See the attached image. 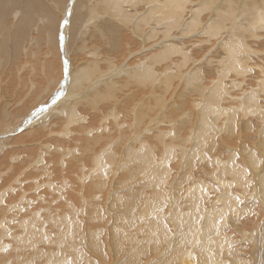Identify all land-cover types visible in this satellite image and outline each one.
I'll use <instances>...</instances> for the list:
<instances>
[{"label": "bare ground", "instance_id": "6f19581e", "mask_svg": "<svg viewBox=\"0 0 264 264\" xmlns=\"http://www.w3.org/2000/svg\"><path fill=\"white\" fill-rule=\"evenodd\" d=\"M43 38L48 55L37 58L45 60L47 96L36 101L29 95L32 106L22 102L30 76L26 79L28 74L20 69L22 83L16 84L17 69L26 44L38 51ZM29 49V57L40 53ZM77 50L87 59H72ZM0 55L5 61L0 71L8 78L0 77L2 95L17 96L15 102L0 104V264H81L75 249L79 245L73 252L63 248L69 239H77L79 226L73 229L70 213L44 203L37 192L42 184L30 175L31 169L43 168L47 156L56 157V151L64 153L58 155L63 162L57 163L67 165L68 159H76L77 149L62 145L60 138L62 146L49 141L37 154L26 146L16 148L45 137L54 116L70 120L63 130L57 123L61 136L74 134L71 139L93 160L80 175L90 182L86 186L97 178L95 187L101 192L107 184L114 197L126 193L124 210L119 209L123 213L114 216V240L119 236L116 221L129 220L132 228L143 222L137 215L149 218L130 234L133 241L138 232L139 241L148 240L160 251L155 235L166 236L164 257L150 259L147 252L148 262H139V241H132L131 256L123 264L164 259L169 264H264V150L255 149L264 148V0H0ZM29 60L24 61L35 64ZM39 79L32 82L42 88ZM173 108L179 111L176 119L166 113V120V110ZM102 109L107 113L100 116ZM80 113L86 117L77 119ZM51 130L48 135L59 134ZM148 134L158 135L161 151L147 141ZM59 139L54 136L53 143ZM231 139L235 146L229 144ZM240 152L242 160L248 163V158L253 165L252 173L247 174ZM134 164L145 176L120 192L117 187L129 177L115 182V174ZM178 165L188 168L193 179L212 170L224 185L214 188L197 179L187 189L160 186L163 178H181L184 169ZM75 169L70 165L59 175L68 177ZM30 182H35L39 196L29 195L34 188L26 189ZM8 192L16 197L1 198ZM52 202L60 204L57 198ZM136 209L139 212L133 213ZM165 217L177 225L176 233ZM48 226L55 227V238L51 228L44 230ZM77 243H70L71 249Z\"/></svg>", "mask_w": 264, "mask_h": 264}, {"label": "rangeland", "instance_id": "374dc122", "mask_svg": "<svg viewBox=\"0 0 264 264\" xmlns=\"http://www.w3.org/2000/svg\"><path fill=\"white\" fill-rule=\"evenodd\" d=\"M44 40V41H43ZM43 40H42V42H41V44L39 45V47L41 48V46L42 45H44V43H46L47 45H48V42H46V40L43 38ZM43 43V44H42ZM28 45V46H27ZM44 49H40V48H38L39 50L37 51V48H34V47H29V44H26V46H25V48H27V49H25V59L24 60H26L27 62H29L30 60L29 59H31V61H33V62H35V64L34 63H27V62H25L24 60L22 61V63H21V66L17 69V71L18 70H24L25 71V77H26V74H28L27 75V77H26V79H29L28 78V76H30V79H29V81L28 80H26V83H27V88H28V90L27 91H29V92H27V94L24 96V97H22L24 100H26V101H24L23 99H18L19 101L18 102H20V100L22 101V102H29L30 104L32 103L33 104V102H34V100H36L37 101V98H39L40 96H43V97H45V96H47L46 94V90H47V88L45 87V86H47L48 84H47V82H48V80H47V78H46V76H45V74H46V72H45V70L43 69V64H44V62H43V64H42V61H45L44 59H42V60H38V59H41V58H37L38 56H40V57H42L43 56V58L45 57V58H47V55H45L44 53L48 50V47H46V45H45V47L44 46H42ZM29 48H31L33 51H36V52H40L39 53V55H37L36 54V52H35V54L36 55H33L35 58H37V60H38V62H40V65L39 64H37V65H39V66H37V68H38V70H35V69H37L36 67H34L33 68V66H36V62H37V60L33 57V56H31V57H29V53H28V55H27V52L30 50ZM28 50V51H27ZM43 50H46V51H44L43 52ZM31 51V50H30ZM43 52V54H42V52ZM80 51V50H79ZM78 50H77V52H75V53H73V55H72V59H73V57L74 58H76V57H78V58H81V60H83V57L85 58L86 56H85V53H82V52H79ZM48 52V51H47ZM79 52V53H78ZM80 54V55H79ZM82 56V57H81ZM2 57V58H1ZM0 65L2 66V64L3 63H5V61H3V55H0ZM29 58V59H28ZM35 60H34V59ZM33 59V60H32ZM87 59V57L85 58V60ZM1 60H2V62L3 63H1ZM61 60H62V58L60 57V62H61ZM37 62V63H38ZM24 63V64H23ZM61 64H62V62H61ZM26 65V67H24ZM30 65V66H29ZM7 66V65H6ZM24 68V69H23ZM43 71H41V70ZM6 69H5V67L3 68V70L2 71H5ZM18 71L17 72V82H16V84H18V85H20L21 83H22V81H21V72L22 71ZM33 70H34V73H33ZM29 71H30V73H29ZM1 72V71H0ZM40 72V73H39ZM42 72V73H41ZM6 73V71L5 72H1V76L0 77H2V81L3 80H6V81H8V78H6L5 79V75H3V74H5ZM32 73V74H31ZM38 73V74H37ZM45 73V74H44ZM58 73V72H57ZM31 74V75H30ZM40 74V75H39ZM41 74H43L44 76H41ZM32 76V77H31ZM39 77H42L43 78V81L41 82V84L43 85L42 86V88H40V87H36V86H38L37 85V83H35L36 81H39L40 79H39ZM1 79V78H0ZM19 79V80H18ZM6 81L5 82H3V83H6ZM32 81H35V82H32ZM31 83H34V85H35V87H31V86H34V85H31ZM29 84H30V86H29ZM0 85L2 86V82H1V80H0ZM18 85H16L17 87H18V90H20L21 88H22V86H18ZM1 86H0V88H1ZM16 86H15V92H17L16 90H17V88H16ZM45 87V88H44ZM34 88V90H32ZM36 88H38V89H36ZM32 90V91H30V90ZM45 89V92L43 91ZM84 90H85V88L83 89V91L82 92H84ZM0 104L5 100L6 102L7 101H9L10 100V102H15V99L17 100V96H15V95H12L11 97H6V98H4V95H2V88L0 89ZM21 91V90H20ZM20 91H18V92H20ZM35 93H34V92ZM31 92L33 93V94H31ZM28 93H30V94H28ZM38 93H40V94H38ZM44 93H46V94H44ZM28 95V96H27ZM29 95H30V97H32V95H34V98H31V99H34V100H30L29 98ZM45 95V96H44ZM25 97L26 98H28V100L27 99H25ZM37 97V98H36ZM123 98L122 99H124V96H122ZM170 101V100H169ZM31 104V105H32ZM32 106H34V105H32ZM82 106H79V108L81 109V111H83V108H81ZM102 111L103 112H100L99 114H100V116H102L104 113L106 114L107 113V109H102ZM171 111V112H170ZM175 113V114H172L171 115V113ZM178 109H176V108H173V109H169V110H166V112H165V119H166V117L168 116L169 117V119L170 118H173V119H176V116H177V114H178ZM101 113H103V114H101ZM169 114L170 113V115H167V114ZM82 115H84L85 117H86V113H80V114H78V118L77 119H79V120H81V118H82ZM167 115V116H166ZM56 116H54L53 118H50V120H53V121H51L50 123L52 124H50L49 125V128H47V130L48 129H52L51 131L52 132H58L59 134H57V136L56 135H54L55 136V139H61L64 143H62V145H68L69 147H71V148H74V149H77L78 150V152H77V150H75V152L77 153V155H75L74 157H76V159H73L74 161H70L69 159H68V161H67V165H63V167H61V165H59L58 163H57V160L58 159H62V155L64 154V153H60L59 151H56V153H55V155H56V157H53V156H47L46 158H45V160H46V162H45V164H44V166H43V168L42 167H40V168H42V169H37V170H34V169H31L32 170V173H30V175H31V179H35V178H39V182L42 184L40 187V191L41 192H39V190L37 191V189H36V186L34 187V186H32V185H35V182H30L31 183V185H30V183H28L27 185H26V189H31V186H32V188L33 189H35V190H33L32 189V191H31V193L29 194V195H32V197H33V195H35V194H37V192L38 193H40V196H43V201H45L44 203H46V204H48L49 206H52L53 208H56V207H60L63 211H66L67 213H70V216L71 217H69V218H72L74 221H72L71 223H75V225H74V227H73V229H75L77 226H79V228L77 229V235L78 236H76V237H74V239H76L74 242H70V239L65 243V245H63V248H66V250H68V252H73L75 249H77V251H80V253L82 254H80V260H81V264H95V263H97V264H123V260L124 259H127V258H129L131 255H130V253H131V250L129 249L130 248V245H131V243H132V238H135L133 235H131L130 236V234L131 233H133V230L134 229H136L138 226H140L141 224H143L144 222H146L147 221V219L149 218H147L146 219V217L145 216H142V215H137L136 216V218L138 219V220H140V221H143L142 223H140V224H137V225H135V226H133L132 228H130V221L129 220H122L123 218L122 217H120L116 222H118L119 221V223H118V228H119V230H118V234H119V236L116 238V240H114V237H113V234H112V227L114 226V222H115V215H117V214H121V213H123V212H120V210L119 209H123L124 210V207H123V205H124V201H123V199L125 200V196H126V193L124 194V196H122V195H120V196H117V197H114L113 196V193H111L110 192V189H109V187L107 186V184L104 186V189H103V191L101 192V190H98V188L97 187H95V183L97 182V178L94 180V181H92V183H91V185L90 186H86V184H90V182L89 181H83V176H84V169L83 168H85V170H87V167H89V165L91 166L92 164H90V162H92L93 160H89V157H88V155H87V153H88V150H86V148H84L83 146H79L78 147V145L76 144V143H74L75 141H73L72 139H73V135L74 134H72L71 133V136L72 137H70V133L68 132L67 134H65L64 133V135L63 136H61V132H62V130L64 129V128H66V124H67V121H70V120H66V119H60V118H55ZM168 117H167V119H168ZM59 120V121H57V120ZM166 119V120H167ZM86 120H88V119H86ZM56 124H55V123ZM59 122H61L60 124L61 125H59V127L62 129H60V128H58V125H57V123L59 124ZM87 122V121H86ZM85 122V123H86ZM79 124H80V126L81 125H84L85 123H82V122H78ZM78 123H74V124H71V125H74V127L76 126V127H78ZM88 125V124H87ZM84 127V126H83ZM88 127H89V125H88ZM50 130H48L47 131V133L45 134V137L44 136H41L40 138H34V139H30L29 141H26L27 143H30V144H28V145H26V142H23V144L22 143H20V144H16V148H23V150H24V146H26V148H25V150L27 149V150H29L30 149V151H31V149H35V151H36V154H37V152H43V151H45V150H43L44 149V147L48 144V142L50 141L51 142V145H58V144H61V143H59L60 142V139H59V141L57 142V143H53L54 142V140H52V138L54 139V136H51V135H48L49 134V131ZM55 130V131H54ZM60 131V132H59ZM83 132V131H82ZM45 133V130H44V132H43V134ZM58 135H60V136H58ZM154 137V138H153ZM68 138H69V140H68ZM72 138V139H71ZM38 139V140H37ZM71 139V140H70ZM146 139H147V141L148 142H150L151 143V145H154V144H156L157 145V151H161V149H162V142H160V139L158 138V135L157 134H152V135H150V134H148L147 136H146ZM153 139V140H152ZM249 139V143H253L252 141L253 140H251L250 138H248ZM35 142V144L32 142ZM156 140V141H155ZM39 142V143H37V142ZM42 141V142H41ZM67 141V142H66ZM234 140L233 139H231L230 140V142H229V144L230 145H233V146H235V144H232V142H233ZM33 143V145H32V143ZM41 143H43V144H41ZM46 145H45V144ZM65 143H67V144H65ZM71 143V145H69ZM73 144V145H72ZM161 144V145H160ZM31 147H30V146ZM42 145V146H41ZM62 145H58V146H62ZM38 146V147H37ZM42 147V148H39V147ZM36 147V148H35ZM238 147H239V145H238ZM255 149H257V151L258 152H260L261 150H264V148L263 147H261V149L260 148H255ZM40 150V151H39ZM43 150V151H42ZM81 150V151H80ZM80 151V152H79ZM163 151V150H162ZM86 152V153H85ZM81 153H84V155L83 156H80L81 155ZM33 154H35V153H33ZM35 154V155H36ZM159 154H160V152H159ZM159 154H157V155H159ZM258 154H260V153H258ZM58 155H61L60 157L58 156ZM87 155V156H86ZM197 155L199 156V152L197 153ZM239 155H241V152H240V154ZM245 155V154H244ZM80 157H83V158H81V161L79 162V164H77V168L75 169L74 168V166H75V163H76V161H77V159H79ZM88 157V158H87ZM242 158H244V156H242L241 155V157H240V161H244V160H242ZM71 159V158H70ZM83 159V160H82ZM84 159H86V160H84ZM89 161H88V160ZM91 159V158H90ZM44 160V161H45ZM49 160H51V161H49ZM55 160V161H54ZM49 161V162H48ZM247 161H248V163L247 162H245L244 161V163H246L245 165L247 166V174H250V172L252 173V170L254 169L253 168V165L252 164H249V159L247 158ZM51 162H52V164H51ZM62 162H63V159H62ZM83 164H82V163ZM87 162H88V164H87ZM81 163V164H80ZM244 163H242L243 165H244ZM53 165L55 166V168L53 169L54 170V172H53V170H51L50 168H53ZM58 165V166H57ZM71 165V168L73 167V169H75L74 171H70L72 174L71 175H69L68 177H62L61 175L63 174V169H65L66 171L68 170V168H69V166ZM65 166V167H64ZM49 168L47 171H45L46 170V168ZM56 167H60V168H56ZM79 167V168H78ZM176 168H183V165H178V167H176ZM82 169V170H81ZM184 170H182L183 171V175H181V178H179V179H171L170 178V180H168V181H165L164 180V178L162 179V181H160L159 182V185L160 186H164V185H166L167 183H168V185H166V187L165 188H179V187H183V188H188V187H193L194 185H195V183H197V179H202L203 180V182L204 183H206V185L205 186H212V185H214V188H219L220 187V185H224L222 182H220V181H218V179L220 178V176L219 175H216V174H213L212 173V170L211 171H209V170H206L205 171V173L204 174H201V175H196L195 177H194V179H193V177H192V175L191 174H189L188 173V171H190L188 168H183ZM42 170V171H41ZM50 170H51V172H50ZM77 170V171H76ZM83 171V172H78V171ZM115 170H116V168H115ZM180 170V169H179ZM196 170V169H195ZM39 171V172H38ZM56 171V172H55ZM76 171V173H74ZM36 172V173H35ZM38 172V173H37ZM47 172H49V174L47 173ZM61 172V173H60ZM86 172V171H85ZM192 172V171H191ZM47 173V174H46ZM81 173H83L82 175V177L80 176L81 175ZM39 174H41L39 177H38V175ZM58 174V175H57ZM59 174H61V175H59ZM123 175H125V177H123ZM46 176H48V177H46ZM52 176H53V178H52ZM56 176V177H55ZM58 176V177H57ZM79 176V177H78ZM143 176H145V174H142V172L139 170V167H137V164H134V165H131V166H129V169H122V170H117V172H116V174H115V178H114V181L116 182L120 177L121 178H123V179H125V178H128L126 181H128L125 185H123V186H121V187H117V189H119L120 190V192H125V191H123V189H125V188H128V186L132 183V182H134L135 181V179H137V178H140V177H143ZM200 177V178H199ZM43 178L45 179V181L47 182V183H49V184H47L46 183V186L44 185L45 183H44V180H43ZM52 178V179H51ZM56 178V179H55ZM58 178V179H57ZM64 181H62L61 179ZM59 179H60V181H59ZM78 179V180H77ZM82 179V180H81ZM50 180V182H48ZM52 180H54V181H57V182H51ZM42 181V182H41ZM72 181V182H71ZM62 182V183H61ZM66 182V183H65ZM71 182V183H70ZM84 182H85V184H84ZM55 183V184H54ZM68 183V184H67ZM208 183V184H207ZM253 183H258V182H253ZM52 184V185H51ZM55 185V186H54ZM50 186V187H49ZM44 187V188H43ZM71 187V188H70ZM146 189H148L147 191H150V189H153V188H146ZM52 190V191H51ZM61 190V191H60ZM72 190V191H71ZM19 190H17V192H18ZM37 191V192H36ZM32 192L34 193V194H32ZM57 192V193H56ZM72 192V193H71ZM77 192H78V194H79V197H78V195H77ZM44 193V194H43ZM71 193V194H70ZM6 195H2L1 196V198L3 197V198H9L10 196L12 197V198H14V197H16L15 196V194H12V193H5ZM9 194V196H7ZM12 194V195H11ZM66 197H65V196ZM72 195V196H71ZM37 196H39V194H37ZM60 196H61V198H60ZM63 196V197H62ZM34 197H36V195L34 196ZM72 197V198H71ZM55 198H57V200H58V202H60V204H57V203H55V202H52ZM80 198V199H79ZM118 199V200H117ZM120 199V200H119ZM136 199H139V198H136ZM119 201V202H118ZM52 202V205L50 204ZM113 203V204H112ZM44 205V204H43ZM169 206V201H168V205H167V207ZM167 207H165V208H163V210L164 209H166ZM253 209V211L255 210V207L253 206L252 207ZM119 212V213H118ZM139 212V210L138 209H136L135 211H133V213H138ZM125 217H127V218H131L130 217V214L129 213H127L126 215H125ZM165 222L167 223V224H170V230H171V232H173V233H176V231H177V225H173V221H172V219H170L169 217H165ZM48 228H51V230L49 229V231L52 233H54V235H52L51 237H53V238H55L57 235H56V231H55V227H53V226H48V227H45L44 228V230L45 231H48ZM43 230V231H44ZM76 231H74V233H75ZM92 233V234H91ZM137 233V239H134V243L136 244L137 243V241H139V239H141V234L139 235V233L138 232H136ZM93 234H95V235H93ZM235 235V234H234ZM96 236V237H95ZM236 236V235H235ZM140 237V238H139ZM239 237L241 238V235H239ZM112 238H113V240H114V242H113V240H112ZM164 238H166V236L164 235H160V234H156L155 235V241L159 244V245H162V249L163 250H160V251H156L154 248V246H153V244H151V243H149V244H147V241L146 242H141V241H139V243L138 244H136L135 245V247H137L138 245H139V247L137 248V250L135 251V253H136V255H137V259L139 260V262H142V261H144V262H148V260H149V258L151 259V258H160V257H164V254H165V244L163 245L162 244V239H164ZM246 238H250V235H249V233L248 234H246ZM73 238L71 239V241L72 240H74ZM118 239V240H117ZM124 239V240H123ZM130 239H131V241H130ZM143 239V238H142ZM92 240H94V241H92ZM96 240V241H95ZM98 240H101V244L98 242ZM122 240V241H121ZM78 243H77V242ZM125 241V242H124ZM113 242V243H112ZM124 242V243H123ZM131 242V243H130ZM70 243L71 244H74V243H77L74 247H73V249H71L72 248V246L70 245ZM109 243V244H108ZM238 243V242H237ZM77 245H79L78 247H76ZM103 247H101V246ZM134 245V244H133ZM54 244H52L51 245V248H53L54 249ZM98 248H97V247ZM100 246V247H99ZM117 246H119V249L118 250H116L117 249ZM121 246V247H120ZM76 247V248H75ZM129 247V248H128ZM46 248V247H45ZM75 248V249H74ZM70 249H71V251H70ZM249 249V248H248ZM121 250V251H120ZM247 250V249H246ZM251 250H252V248H251ZM253 251V250H252ZM255 251V250H254ZM133 252V251H132ZM149 253L150 255V257L147 259V256H146V253ZM246 252V251H245ZM120 253V254H119ZM242 254H245V253H242ZM242 254H239V255H237V256H243ZM249 254H250V252H249ZM103 255V256H102ZM107 259H105V258ZM118 257V258H117ZM249 258H251V256L249 255L248 256ZM117 260H118V263H117ZM111 261V262H110ZM109 262V263H108ZM144 262H142V263H144ZM146 262V263H147ZM157 264H169L165 259L164 260H161L160 262H158Z\"/></svg>", "mask_w": 264, "mask_h": 264}]
</instances>
